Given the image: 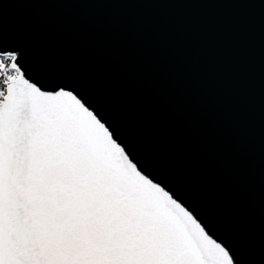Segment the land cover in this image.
I'll return each mask as SVG.
<instances>
[{
    "label": "snow or ice",
    "instance_id": "obj_1",
    "mask_svg": "<svg viewBox=\"0 0 264 264\" xmlns=\"http://www.w3.org/2000/svg\"><path fill=\"white\" fill-rule=\"evenodd\" d=\"M0 264H264V0H3Z\"/></svg>",
    "mask_w": 264,
    "mask_h": 264
},
{
    "label": "water",
    "instance_id": "obj_2",
    "mask_svg": "<svg viewBox=\"0 0 264 264\" xmlns=\"http://www.w3.org/2000/svg\"><path fill=\"white\" fill-rule=\"evenodd\" d=\"M0 3H3V0H0ZM154 18H158L160 16L159 12H154L153 14ZM168 18L171 19H184L185 15L182 10H175V11H170L168 13Z\"/></svg>",
    "mask_w": 264,
    "mask_h": 264
}]
</instances>
